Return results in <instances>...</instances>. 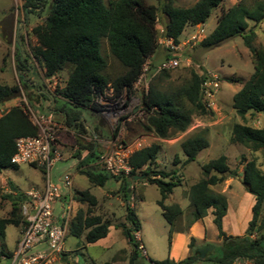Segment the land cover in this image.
Here are the masks:
<instances>
[{
  "label": "trees",
  "instance_id": "16d2710c",
  "mask_svg": "<svg viewBox=\"0 0 264 264\" xmlns=\"http://www.w3.org/2000/svg\"><path fill=\"white\" fill-rule=\"evenodd\" d=\"M145 1L25 0L22 8L26 14L46 12L44 21L31 30L37 44L32 56L42 65L45 79L55 78L68 69L62 89L55 97L50 94L45 97L50 104L48 110L62 113L63 126L73 127L79 135H85L87 131L80 117L86 113L98 121L96 113L99 112V107L95 101L97 96L104 95L109 90L114 97L124 90L129 94L135 92L132 86L141 73L143 63L158 48L155 30L158 17L164 19L162 37L178 44L187 27L203 25L211 11L224 0H195L187 8L175 6V0H155V5H147ZM261 20H264V0H254L251 5L239 0L236 5L220 13L214 30L199 42V47L205 51L239 37L250 52L253 72L232 96V108L242 120L250 112L264 114V46L254 45L255 33L248 26V22L258 23ZM104 40L110 56L121 68V72L115 77L108 75L107 61L101 53ZM165 52L167 58L169 53ZM13 60L16 71L24 77L25 72H29V67L25 65L27 59L17 49ZM159 75L140 97L145 117L137 124L142 133L164 140L184 133L189 128L193 115H206L210 111L201 98L205 73L199 75L190 71L188 80L169 89H162L159 84L161 76H166V71ZM20 87H28L22 77L19 85L0 84V105L16 98ZM36 135V127L21 107H10L1 115L0 172L18 168L10 163L15 152V140ZM230 141L252 152L264 150V129L236 123L232 126ZM208 145V139L202 131L182 140L180 147L185 156L182 166L195 161L199 152ZM80 150H86L87 156L78 161L75 169L86 178L89 187L107 190L112 189L108 187L109 183H118L115 192L121 195L125 204L124 223L114 227L120 230L132 247L133 253L128 264H133L138 258V242L133 233L140 230L135 211L128 205L127 193L130 192L132 183H146L157 188V205L169 226L170 243L175 224L183 211L177 204L166 205L165 201L180 183L175 180L174 171L166 173L156 170L158 144L143 147L131 154L128 160L132 169L129 178L112 177L99 167L89 166L98 158L94 143L78 144L74 155L77 159ZM41 171L43 172L42 169ZM201 172L202 178L186 192L192 216L189 224L204 218L211 210L219 245L201 258L196 240L191 237L188 243L189 255L183 260H149L148 264H233L239 259L251 264H264V217L260 216L264 205V172L257 167L255 160H243L241 183L245 191L254 197V204L250 220L240 237L229 236L224 232L222 219L227 212V200L222 193L213 190V187L221 186L227 177L236 176L230 170L226 156L220 155L201 165ZM135 176L144 177L134 180ZM7 184L15 196H6L10 209L0 217V254L10 257L5 252V230L7 226L24 228L26 222L21 215L20 205L26 198L11 182ZM72 201L85 208H78L70 218L68 235L82 238L85 245L106 237L111 223L93 214L97 200L89 190L74 192Z\"/></svg>",
  "mask_w": 264,
  "mask_h": 264
},
{
  "label": "rangeland",
  "instance_id": "374dc122",
  "mask_svg": "<svg viewBox=\"0 0 264 264\" xmlns=\"http://www.w3.org/2000/svg\"><path fill=\"white\" fill-rule=\"evenodd\" d=\"M145 2L147 5L156 4L155 0H146ZM238 2L239 0H224L220 6L211 11L210 17L203 25L187 27L180 37V49L175 55L180 61L179 66L173 70L166 71V76H161L160 87L162 89H169L177 87L188 80L190 71H194L199 75L205 73L207 85L202 88L201 98L210 112L201 116L193 115L188 128L190 130L189 133H185L187 132L185 131L164 140L157 139L152 134L142 133L137 123L143 121L145 116L140 118L135 116V109L140 104V97L142 95L140 91L129 94L124 90L117 97H114L111 91H107L101 97L97 96V102L102 98L105 103L104 106L97 104L99 107V112L96 113L98 123L104 127L102 135L97 134L98 139L110 140L117 137L128 144L143 139L145 147L158 144L159 151L156 158L158 167L156 170L166 173L175 172V180H179L180 184L173 189L165 204H177L182 209L183 215L175 224V231L171 235V240L178 233L183 237H187L189 228L194 223L189 224L192 216L186 192L192 184L202 178L201 165L220 155L226 156L227 164L230 170L236 173V176L231 177L233 180L228 185V188L223 186L226 185V182H224L225 184L223 183L221 186L213 187V190L219 192L225 189L224 196L230 208L229 220L234 219L237 223L244 215H247L246 211L249 203V199L246 196L248 193L241 183V177L238 176L239 171L242 172L243 160H255L257 167L264 172V150L252 152L230 141L231 129L236 123L264 129V114L250 112L242 120L232 108L233 94L241 88L242 82L246 81L253 72L250 52L239 37L205 51L199 47V42L188 43V38L191 35L200 33L201 39L208 36L214 30L216 19L220 13L236 5ZM242 2L246 5H251L254 0H242ZM194 3L195 0H175V6L182 8L190 7ZM45 17L46 12H40L38 15L26 14L22 7H15L11 0H0V84L19 85L22 77L28 86L27 88L20 87L19 95L16 98L1 104L0 114L6 112L10 107L19 106L28 116L30 115L29 111L39 116L50 115L48 112L50 104L45 97L49 94L55 97L57 92L64 86L68 69L59 73L55 78L45 79L42 65L32 56L37 44L31 35V30L36 25L41 24ZM162 22H164V19L158 17L155 25L156 41L161 36L159 31L162 29ZM248 26L255 33L254 45L256 47L264 46V20L258 23L248 22ZM17 49L27 59L25 65L29 67V72H25L24 77L15 69L13 59ZM101 53L107 61L108 75L110 77L117 76L121 72V68L110 56L105 40L101 44ZM165 53L162 46L158 45L154 55L148 58V86L155 78L160 77V72H156L155 67L164 60ZM105 111L118 113L115 122L111 123L103 115L102 112ZM52 118L56 124L67 128L63 126V122L58 117L52 116ZM201 131L204 132L208 139V147L199 152L195 161L182 166L185 156L180 147L181 141ZM114 133L115 135H113ZM63 135L67 137L68 132L59 130L56 133L53 148L60 152H66V154H63L61 160L57 161L51 168L50 179L52 182L57 177H61L64 171L72 164V160L67 158V154L69 153L71 157H74L76 153L72 150L73 142L69 139L67 146L62 149L58 147L60 144L59 139ZM36 168L34 165H20L17 169L1 171V175L3 179H10L22 191H26L30 188L31 184L39 183L44 178V173L41 169ZM152 169L155 170V168ZM68 171L73 173L74 184L77 190H89L90 194L96 198L97 204L93 210L94 215H99L103 220H107L115 225L121 224L124 221L125 204L121 195L115 192L118 183H109L108 187L112 189L107 190L97 187L87 188L89 185L83 175L74 173L72 169H68ZM6 182L5 180L2 186H0V217L4 216L5 203L7 202V195L4 192L8 186ZM127 195L128 205L134 209L140 225V230L138 231L140 244L147 254L146 258V256H142L138 252V258L134 260L133 264H148L149 260L163 261L169 257L177 259L182 248L180 246L181 242L177 243L174 247L170 246L168 239L169 226L162 217L160 208L157 205L159 199L157 188L149 184L142 186L141 183H132L130 192ZM260 216L264 217V205H262ZM206 217L204 220V239L206 241L200 242L196 239L198 247L203 245H219L217 231L210 218V211ZM16 233L15 227H8L9 238L13 240ZM253 237L254 235L251 236V238ZM123 245L124 243L121 242L115 245L110 252L105 253L99 252L98 248H88L85 251L83 239H77L68 235L62 247L63 251L71 256L72 262L75 264H104L110 262L113 252H117ZM86 253L90 257V260L84 258L83 255ZM242 263L251 264L243 259Z\"/></svg>",
  "mask_w": 264,
  "mask_h": 264
},
{
  "label": "built area",
  "instance_id": "2783aa9c",
  "mask_svg": "<svg viewBox=\"0 0 264 264\" xmlns=\"http://www.w3.org/2000/svg\"><path fill=\"white\" fill-rule=\"evenodd\" d=\"M15 7H22L25 0H11ZM160 38L157 41L166 51L168 57L156 67V72L168 71L177 68L180 64L175 56L180 49V44H175L172 39L162 37L163 29H160ZM203 39V38H202ZM201 34L189 36L188 43L200 42ZM148 59L142 65L141 73L132 86L135 92L145 93L148 89ZM204 82L202 85L206 86ZM216 86V84H214ZM111 91V90H109ZM206 95H208L206 93ZM100 97L102 95H99ZM97 100V98H96ZM95 100V101H96ZM99 106H104L102 98ZM135 116H145V112L139 104ZM30 121L37 129L34 137H21L15 140V152L10 163L16 166L34 165L43 170L45 185L42 191L30 190L24 193L26 201L20 205V212L26 224L16 243L15 249L9 257V264H57L62 253V244L67 233L68 223L71 218V208L66 206L59 216L54 215V205L61 197L60 188L50 182V170L53 165L61 160V155L53 148L56 133L65 128L56 124L51 115L39 116L30 112ZM109 121L115 122L117 112H102ZM2 114H0L1 117ZM141 120V119H140ZM144 146V140L139 139L132 143H125L119 138H111L108 146L98 155L97 165L112 177L129 178L131 167L128 163L131 154ZM62 189L71 192L72 180L69 174H63L59 179ZM138 242L137 250L142 256H146L145 249L140 244L138 231L133 233ZM235 264H243L241 260Z\"/></svg>",
  "mask_w": 264,
  "mask_h": 264
},
{
  "label": "crops",
  "instance_id": "0c3cea01",
  "mask_svg": "<svg viewBox=\"0 0 264 264\" xmlns=\"http://www.w3.org/2000/svg\"><path fill=\"white\" fill-rule=\"evenodd\" d=\"M48 112L50 113V115H52L54 117L55 116L58 117L61 121L63 120L62 119L63 115H62L61 112H57L55 110H48ZM80 119H81V121H82V123L84 125V128L87 131V133L85 135H79L77 133V130L74 129L73 127L65 128L63 131L68 132V135H67V137H65L64 135L60 137V139H59L60 140V144H59L58 147H60L61 149L64 148L65 146L68 145V141L71 140L73 142L72 150L76 152L78 150V144L85 145L87 143H91L92 142L95 145L96 153H97V156H98L99 154H101L104 151V149L108 146V144L110 142V140H103V139L100 140L97 137V134H101L104 131V127L100 123H98V121L95 119L94 116H91L89 114L84 113L80 117ZM186 131L187 132H185V133H189L190 132L189 129H187ZM156 141H157V139H156ZM55 151H57L61 155V157H62L63 154H66V152H60L57 149ZM67 155H68L67 158L72 160V164L68 167V169L69 170L72 169L74 173H78V171L75 169V167H76V165L78 163L77 158L71 157L69 155V153ZM78 155H79V160H81V159H83L84 157L87 156V151L86 150H80ZM96 160L97 159H95L93 162H91L89 164V166L97 167L98 165H97V161ZM36 169H38V168H36ZM68 169L66 171H64V174H69L70 177H71V180H72V191L71 192H68V191L62 189V187L60 185V182H59L60 176L57 177V179L54 182H52V180L50 179V182L52 184L57 185L60 188V191H61V197L57 201V203L54 205V215L55 216H59L60 213H61V210L64 207H66L67 205L70 206V208H71V217L75 214V211L78 208H80V207L83 208L84 207V206H79V204H77L76 202L72 201V194L74 192H81L83 190L80 191V190H77L75 188L73 173L69 172ZM238 176L241 177V171H239ZM227 178L228 179L227 180L225 179V181H224V182H226V185H223L225 188L226 187L228 188L229 187L228 185L233 180L231 177L230 178L227 177ZM5 180L7 182H11L19 190V192H21L23 194L26 193L27 191L32 190V189L38 190V191H42L43 188H44V185H45L44 178H42L39 183H33V184H31V186H30V188L28 190L22 191L10 179H3L2 175H1V172H0V186H2V183ZM141 185L145 186L146 183H141ZM87 188H89V186ZM4 192H6L5 193L6 195L15 196V193L11 192L9 186H7V188H5ZM217 193H222L224 195L225 189H222L221 191H219ZM246 196L249 199V203H248L247 211H246L247 215H244V217L242 219H240V221L238 223L234 219L229 220L230 208H229V205H228V202H227V212H226V215L222 219V228H223L224 232L227 235H229V236H242L241 234H244V231H245V229L247 227V223L250 220L251 207L254 204V197L252 195H250V194H248V195L246 194ZM5 204L6 205H5L4 214L7 213L9 211V209H10V202L8 201V199H7V202ZM209 211H210V215H211V210H209ZM249 211H250V213H249ZM206 218L207 217L205 216L204 218H202L200 220H197L193 224H191V227L189 228V232H188L187 237H183L179 233L175 234L173 236V238H172V240L170 242V246L174 247V246H176L177 243L181 242L180 246L182 248H181L180 254H179L177 259H171L170 257H169V259L174 260V261H180V260H183L184 258H186L189 255L188 243H189V239L191 237L194 238L195 240L198 239L200 242L206 241L204 239V231H205L204 220ZM210 218H211V221H212V216ZM122 223H124V221ZM114 225L115 224H111L109 226L108 233H107L106 237L96 241L93 244L85 245L84 249L86 251L88 248H98L99 252L105 253V252H110L115 245L120 244L121 242H123L124 245L122 246V248H119V250L117 252L114 251L115 254L113 252V256L111 257L110 263L111 264H128L130 256L133 253L132 247L127 243L126 239L123 238V236L120 233V230L116 229L114 227ZM8 227L9 226H7V228L5 230L4 244H5V252L7 254L11 255L12 252L14 251V249H15L16 243H17V241H18L23 229L16 228L17 233H16L15 238L12 240L11 238H9V235H8ZM67 236H68V228H67V233H66V235L64 237L63 242L65 241ZM217 241H218V239H217ZM74 254H76V253H74ZM83 256H84V258H86V260H90V257L87 255V253L85 255H83ZM146 258H147V254H146ZM65 262H67V264H75L74 262H72L71 256L67 255L63 251V247H62V253L60 255V259L57 262V264H64ZM0 264H9V257L0 254Z\"/></svg>",
  "mask_w": 264,
  "mask_h": 264
},
{
  "label": "water",
  "instance_id": "95a60500",
  "mask_svg": "<svg viewBox=\"0 0 264 264\" xmlns=\"http://www.w3.org/2000/svg\"><path fill=\"white\" fill-rule=\"evenodd\" d=\"M143 177L144 176H141V177L135 176V177H133V179L137 180V179H142ZM213 248H214V246H212V245H203V246L199 247L197 249V251L200 253V257L203 258L206 255V253L213 250ZM240 260L242 261V259H240Z\"/></svg>",
  "mask_w": 264,
  "mask_h": 264
},
{
  "label": "flooded vegetation",
  "instance_id": "af4514ba",
  "mask_svg": "<svg viewBox=\"0 0 264 264\" xmlns=\"http://www.w3.org/2000/svg\"><path fill=\"white\" fill-rule=\"evenodd\" d=\"M24 80V79H23Z\"/></svg>",
  "mask_w": 264,
  "mask_h": 264
}]
</instances>
